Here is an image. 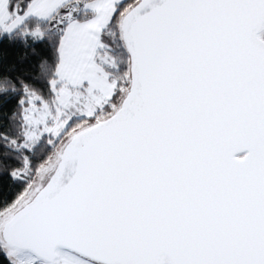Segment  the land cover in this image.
<instances>
[{
  "label": "snow or ice",
  "instance_id": "6c2138e0",
  "mask_svg": "<svg viewBox=\"0 0 264 264\" xmlns=\"http://www.w3.org/2000/svg\"><path fill=\"white\" fill-rule=\"evenodd\" d=\"M0 264H264V0H0Z\"/></svg>",
  "mask_w": 264,
  "mask_h": 264
}]
</instances>
